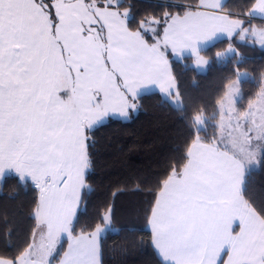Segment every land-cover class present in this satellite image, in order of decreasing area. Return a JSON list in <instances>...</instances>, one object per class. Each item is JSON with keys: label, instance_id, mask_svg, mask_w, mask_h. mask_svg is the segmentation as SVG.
I'll return each mask as SVG.
<instances>
[{"label": "snow or ice", "instance_id": "6c2138e0", "mask_svg": "<svg viewBox=\"0 0 264 264\" xmlns=\"http://www.w3.org/2000/svg\"><path fill=\"white\" fill-rule=\"evenodd\" d=\"M161 9L138 16L134 0H0V179L14 174L35 191L28 231L14 251H0V264H102L112 205L77 232L96 133L129 118L150 86L185 130L144 209L159 264H264V193L257 198L248 181L264 167V73L245 106L248 74L230 42L215 56L232 59L236 79L211 108L189 110L170 63L187 52L197 68L208 65L201 52L219 34L264 48V0H170Z\"/></svg>", "mask_w": 264, "mask_h": 264}, {"label": "trees", "instance_id": "16d2710c", "mask_svg": "<svg viewBox=\"0 0 264 264\" xmlns=\"http://www.w3.org/2000/svg\"><path fill=\"white\" fill-rule=\"evenodd\" d=\"M169 2L134 0L138 16L158 15L161 6ZM230 42L243 57L239 70L248 74L240 80L242 102L246 106L255 97L264 73V49L234 36L217 40L202 50L201 55L210 61L204 72L195 69L191 56L170 57L173 72L189 98V110L192 105L211 108L229 81L236 78L232 59L220 60L215 56ZM184 137L180 113L158 92L141 94L139 107L129 118H110L98 129L95 166L90 172L91 190L86 197V209L82 203L78 210L77 232L85 225L99 223L97 213L112 205L111 225L101 236L102 264H159L144 209L152 199L149 186L180 155ZM248 181L259 198L264 193V167L252 168ZM137 185L139 190H135ZM34 197L32 186L19 184L14 174L0 179V251L6 246L14 251L22 242L29 228L28 209Z\"/></svg>", "mask_w": 264, "mask_h": 264}, {"label": "crops", "instance_id": "0c3cea01", "mask_svg": "<svg viewBox=\"0 0 264 264\" xmlns=\"http://www.w3.org/2000/svg\"><path fill=\"white\" fill-rule=\"evenodd\" d=\"M255 21H259L258 19L255 20ZM224 38H229L226 34H219L216 38L212 39L211 41H209L206 45V47H208L209 45L213 44L214 42H216L217 40H220V39H224ZM240 39V38H239ZM242 40V39H240ZM242 41H249V42H252L251 38L247 39V40H242ZM257 44V43H256ZM259 46V44H257ZM205 47V48H206ZM204 48V49H205ZM184 56H191L189 53H185ZM207 59V58H206ZM192 64H195L194 63V58L192 57ZM208 65H205L203 67H206L207 68ZM149 92H158L160 93L161 95L164 96V93H162L159 89V86H150L146 89L143 90L142 94H145V93H149ZM147 227L151 233V230H150V226L147 224ZM67 247V245H65V248ZM154 248V247H153ZM155 250V249H154ZM156 252V251H155ZM158 256V255H157ZM159 257V256H158Z\"/></svg>", "mask_w": 264, "mask_h": 264}, {"label": "rangeland", "instance_id": "374dc122", "mask_svg": "<svg viewBox=\"0 0 264 264\" xmlns=\"http://www.w3.org/2000/svg\"><path fill=\"white\" fill-rule=\"evenodd\" d=\"M257 44H259V43H257ZM259 46H260V44H259ZM260 47H261V46H260ZM261 48H262V47H261ZM263 49H264V48H263ZM192 65H193V66L195 67V69H196L197 71H199V72H204V71L206 70V67H203V66H202V67L197 68L195 64H192ZM241 72H243V71H241ZM242 78H244V77H242ZM242 78H241V79H242ZM235 79H236V78H235ZM235 79H234V80H235ZM234 80H233V81H234ZM255 167H256V166H255ZM255 167H253V168H255Z\"/></svg>", "mask_w": 264, "mask_h": 264}]
</instances>
